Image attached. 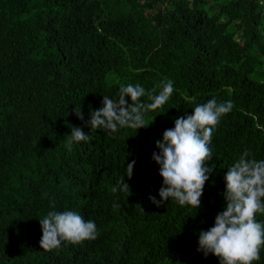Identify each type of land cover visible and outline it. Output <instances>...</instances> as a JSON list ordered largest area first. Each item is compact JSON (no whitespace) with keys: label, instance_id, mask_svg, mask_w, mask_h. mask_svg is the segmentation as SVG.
<instances>
[{"label":"trees","instance_id":"1","mask_svg":"<svg viewBox=\"0 0 264 264\" xmlns=\"http://www.w3.org/2000/svg\"><path fill=\"white\" fill-rule=\"evenodd\" d=\"M166 80L174 91L147 127L86 123L121 85ZM213 97L233 107L212 133L200 208L157 207L155 140ZM71 126L89 140L69 151ZM245 149L264 160V0H0V264H219L197 251L199 232L223 210L224 175ZM123 176L130 193L112 192ZM52 210L93 220L96 239L42 249L39 219Z\"/></svg>","mask_w":264,"mask_h":264},{"label":"clouds","instance_id":"2","mask_svg":"<svg viewBox=\"0 0 264 264\" xmlns=\"http://www.w3.org/2000/svg\"><path fill=\"white\" fill-rule=\"evenodd\" d=\"M173 91L172 80L161 81L147 91L139 84L121 85L118 99L103 95L101 106L90 111L86 123L92 131L102 129L107 134L117 132L118 128L137 130L147 127L150 123L146 124L145 114L162 107ZM145 96L148 102L141 100ZM125 97H130L131 103ZM232 107L231 100L218 102L213 97L206 103L195 105L191 114L176 118L174 127L165 129L162 138L155 140L158 151H153L151 159L159 166L162 185L158 192L160 199L149 196L153 204L160 207L171 198L181 206L200 208L205 183L213 173V167L206 164L212 159L209 147L212 133L220 118ZM73 111L84 120L81 108L75 107ZM88 140L89 135L81 127L71 126L65 146L71 151L73 142ZM135 163L136 160H132L126 165L129 179ZM224 180L223 210L216 214L213 226L200 230L197 251L205 257L213 254L219 258V264H253L260 259L264 247V221L256 219L257 213L264 214V160L255 159L245 149L227 168ZM118 190L130 193L124 176L112 188L114 193ZM39 223L42 228L39 243L44 250L60 247L65 241L79 244L94 240L98 235L93 220H86L72 210L49 211Z\"/></svg>","mask_w":264,"mask_h":264}]
</instances>
